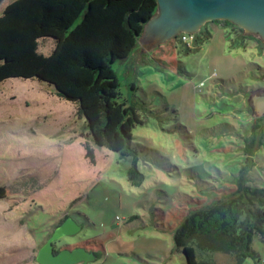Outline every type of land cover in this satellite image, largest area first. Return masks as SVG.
<instances>
[{
    "label": "rangeland",
    "instance_id": "1",
    "mask_svg": "<svg viewBox=\"0 0 264 264\" xmlns=\"http://www.w3.org/2000/svg\"><path fill=\"white\" fill-rule=\"evenodd\" d=\"M205 29L190 51L179 38L151 50L139 42L142 61L112 63L118 100L141 119L133 155L85 135L86 118L53 85L17 77L0 84V264H39L36 250L66 215L82 229L58 243L95 249L87 264H188L174 240L187 215L231 194L241 175L264 187V114L253 99L264 91V40L245 47L229 27ZM52 48V38L40 40V52ZM251 141L258 147L250 156ZM134 166L140 184L130 179ZM252 248L241 264H264V241L255 237ZM196 253L238 264L232 254Z\"/></svg>",
    "mask_w": 264,
    "mask_h": 264
},
{
    "label": "trees",
    "instance_id": "2",
    "mask_svg": "<svg viewBox=\"0 0 264 264\" xmlns=\"http://www.w3.org/2000/svg\"><path fill=\"white\" fill-rule=\"evenodd\" d=\"M156 10L157 0H12L0 11V83L17 77L53 85L86 118L85 135L100 146L133 155V129L141 119L132 105L118 100L120 81L112 63L128 58L139 46L144 25ZM213 23L229 27L245 47L248 40L257 45L262 41L230 21ZM207 36L203 27L195 42ZM44 38L53 39L48 55L39 51ZM86 147L92 154L88 142ZM129 174L133 184L142 182L136 166ZM246 180L241 175L231 194L194 209L177 227L175 244L188 264H218L199 261L196 246L232 254L238 264L255 255L254 238L264 241V187Z\"/></svg>",
    "mask_w": 264,
    "mask_h": 264
},
{
    "label": "water",
    "instance_id": "3",
    "mask_svg": "<svg viewBox=\"0 0 264 264\" xmlns=\"http://www.w3.org/2000/svg\"><path fill=\"white\" fill-rule=\"evenodd\" d=\"M4 0H0V6ZM227 20L264 40V0H157V10L145 23L139 42L151 50L182 33L196 34L209 21ZM254 108L264 114V91L254 96ZM82 229L67 217L53 230L36 254L39 264H87L95 260L94 250L79 245L61 247L57 243Z\"/></svg>",
    "mask_w": 264,
    "mask_h": 264
},
{
    "label": "crops",
    "instance_id": "4",
    "mask_svg": "<svg viewBox=\"0 0 264 264\" xmlns=\"http://www.w3.org/2000/svg\"><path fill=\"white\" fill-rule=\"evenodd\" d=\"M44 40V39H43ZM43 42V41H42ZM254 45H257V44H254ZM142 45L140 44L139 46H137V48L129 55V57L130 58H132V59H134V60H138V61H142V59H143V57H144V54H142V51H141V47ZM258 46V45H257ZM46 55V54H45ZM128 57V58H129ZM1 84V83H0ZM251 98V97H250ZM256 147H258V145L257 144H255V147H254V150L256 149ZM67 216V215H66ZM65 217V216H64ZM63 217V218H64ZM60 220H62V218L60 219ZM60 220L56 223V226H58L61 222H60ZM60 222V223H59ZM55 227V226H54ZM50 236V235H49ZM44 243H42L40 246H39V248H38V250L40 249V247L43 245ZM84 246V245H83ZM88 249H91V250H94L95 251V249H93V248H90V247H88L87 245H85ZM36 247H37V245L36 246H34L32 249H36ZM38 250H36V254H37V252H38ZM35 258H36V256H35Z\"/></svg>",
    "mask_w": 264,
    "mask_h": 264
},
{
    "label": "built area",
    "instance_id": "5",
    "mask_svg": "<svg viewBox=\"0 0 264 264\" xmlns=\"http://www.w3.org/2000/svg\"><path fill=\"white\" fill-rule=\"evenodd\" d=\"M179 39L181 42H184V43H188V42H191V41H195L196 40V34H192V33H182L181 35H179ZM117 220H121L122 218L117 216L116 218Z\"/></svg>",
    "mask_w": 264,
    "mask_h": 264
},
{
    "label": "flooded vegetation",
    "instance_id": "6",
    "mask_svg": "<svg viewBox=\"0 0 264 264\" xmlns=\"http://www.w3.org/2000/svg\"><path fill=\"white\" fill-rule=\"evenodd\" d=\"M209 22H213V21H209ZM207 23H208V22H207ZM207 23H206V24H207ZM206 24H204V25L201 27L200 31L202 30L203 27H205ZM236 26H237V25H236ZM244 33H246V32H245V29H244ZM250 35H253V34H250ZM61 242H62V240L60 241V243H61ZM78 242H79V240L77 239L74 243H62V244L57 243L58 246H56V247H57V250L59 251L61 247L74 248V247L79 246V245H80V246H81V245H84V246H85V244H78V245H77ZM89 250H91V249H89Z\"/></svg>",
    "mask_w": 264,
    "mask_h": 264
}]
</instances>
